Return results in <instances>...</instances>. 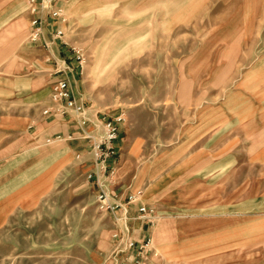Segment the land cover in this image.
<instances>
[{
  "label": "rangeland",
  "instance_id": "obj_1",
  "mask_svg": "<svg viewBox=\"0 0 264 264\" xmlns=\"http://www.w3.org/2000/svg\"><path fill=\"white\" fill-rule=\"evenodd\" d=\"M52 5L0 0V264H117L120 230L149 239L147 264H264V0ZM68 65L94 112L126 118L109 191L127 221L101 206L76 123L43 114Z\"/></svg>",
  "mask_w": 264,
  "mask_h": 264
},
{
  "label": "built area",
  "instance_id": "obj_2",
  "mask_svg": "<svg viewBox=\"0 0 264 264\" xmlns=\"http://www.w3.org/2000/svg\"><path fill=\"white\" fill-rule=\"evenodd\" d=\"M53 0H43L38 3L37 0H30L32 12L36 13L46 10L53 18H61V10L52 5ZM32 31L30 33L33 42L41 41L45 46L51 47L53 41L45 38L44 20L36 15L32 21ZM64 34L62 29H57L53 36V40ZM75 57L80 63L83 61V54L79 49H74ZM66 63V60H64ZM63 75L57 79L51 89V100L53 104L47 106L43 110L44 115H62L73 117L78 129L80 130V138L88 143L89 153L92 156V169L88 173V179L93 180L99 188L98 200L101 206L107 210L114 211L120 207L123 219L125 221L131 218L128 205H123L118 195L109 191V184L113 182L116 175L115 158L118 156L119 140L121 138V126L126 118L123 113L115 116H107L94 112L91 106L77 95L71 72L73 67L69 65L64 69H59ZM69 138H73L69 135ZM50 139H48V142ZM77 158H81L82 154L78 153ZM127 204L136 205L139 212V218L152 221L151 217L155 213V207L147 205L142 199V190L128 191L126 194ZM114 236H119L122 243L125 244L127 252L121 257L117 264H147L148 259V240H135L127 232L118 231Z\"/></svg>",
  "mask_w": 264,
  "mask_h": 264
},
{
  "label": "crops",
  "instance_id": "obj_3",
  "mask_svg": "<svg viewBox=\"0 0 264 264\" xmlns=\"http://www.w3.org/2000/svg\"><path fill=\"white\" fill-rule=\"evenodd\" d=\"M71 79L73 81V86H74V89H75L77 95H79L83 99V97L81 96L82 94L79 91H77L78 88H79V86H78V78H77L76 73L74 71L72 72ZM51 104H53V102L51 100V91H50L49 98H48L47 104L45 105V108L47 106L51 105ZM45 116L46 117L54 116V118L51 120V122L54 123V125H53L54 128L57 126L56 128L60 127V128H63L64 130H66V129L67 130L68 129L70 130V129H72L73 125L68 124L67 121L68 122H75L74 119H73V117H70V116H62V115H48V116L45 115ZM62 118H68V120L67 121L66 120L64 121ZM140 234H141V232L139 233V235Z\"/></svg>",
  "mask_w": 264,
  "mask_h": 264
}]
</instances>
